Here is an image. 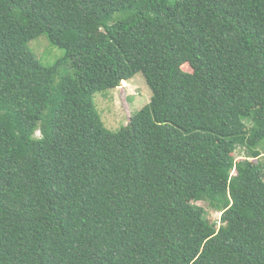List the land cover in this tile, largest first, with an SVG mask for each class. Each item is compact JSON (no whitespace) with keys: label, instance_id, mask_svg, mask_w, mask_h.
Here are the masks:
<instances>
[{"label":"trees","instance_id":"16d2710c","mask_svg":"<svg viewBox=\"0 0 264 264\" xmlns=\"http://www.w3.org/2000/svg\"><path fill=\"white\" fill-rule=\"evenodd\" d=\"M263 156L264 0H0V264H264Z\"/></svg>","mask_w":264,"mask_h":264},{"label":"rangeland","instance_id":"374dc122","mask_svg":"<svg viewBox=\"0 0 264 264\" xmlns=\"http://www.w3.org/2000/svg\"><path fill=\"white\" fill-rule=\"evenodd\" d=\"M28 46L44 66L55 64L58 59L65 55L63 49L52 44L47 34L32 39ZM183 69L192 72L188 64H185ZM152 95L153 92L143 74L137 73L127 81L126 85L122 83L117 88L96 93L95 104L105 126L116 131L126 126L131 117L151 101ZM37 136H40L39 132ZM234 156L240 161L244 156V149L238 148ZM254 161L258 163L257 160ZM260 161H264V156L260 158ZM197 204L206 209L210 221H216L218 225H221V212L210 207L206 201H200Z\"/></svg>","mask_w":264,"mask_h":264},{"label":"bare ground","instance_id":"6f19581e","mask_svg":"<svg viewBox=\"0 0 264 264\" xmlns=\"http://www.w3.org/2000/svg\"><path fill=\"white\" fill-rule=\"evenodd\" d=\"M123 84L126 85V84H127V80H124V81H123Z\"/></svg>","mask_w":264,"mask_h":264}]
</instances>
